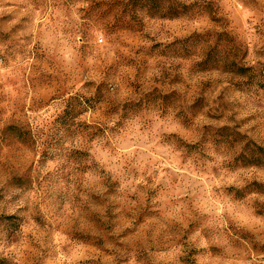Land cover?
<instances>
[{
  "label": "rangeland",
  "instance_id": "1",
  "mask_svg": "<svg viewBox=\"0 0 264 264\" xmlns=\"http://www.w3.org/2000/svg\"><path fill=\"white\" fill-rule=\"evenodd\" d=\"M247 147L264 0H0L4 264H264Z\"/></svg>",
  "mask_w": 264,
  "mask_h": 264
},
{
  "label": "trees",
  "instance_id": "2",
  "mask_svg": "<svg viewBox=\"0 0 264 264\" xmlns=\"http://www.w3.org/2000/svg\"><path fill=\"white\" fill-rule=\"evenodd\" d=\"M243 69L241 68H237L234 70H230V72H235L237 74H243ZM103 97V92L100 90V87H97V90L94 94L93 98V102L94 103H99L101 101V98ZM87 101V100H86ZM89 108V106H86V103L83 104V112H86V110ZM256 152L255 153V149H250L247 147V154H240L237 157V161H239L240 163V167H258V166H264V152L260 149V148H256ZM257 188L261 191H264V186L263 185H257ZM262 193V192H261ZM15 217L14 216H8V217H4L3 219L5 221H11L13 220ZM12 224V223H11ZM0 264H4V261L0 260Z\"/></svg>",
  "mask_w": 264,
  "mask_h": 264
}]
</instances>
